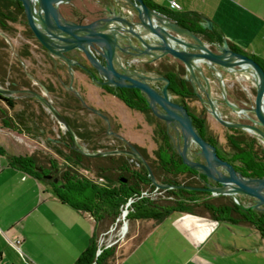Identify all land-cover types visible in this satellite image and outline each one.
Here are the masks:
<instances>
[{"label":"trees","instance_id":"obj_1","mask_svg":"<svg viewBox=\"0 0 264 264\" xmlns=\"http://www.w3.org/2000/svg\"><path fill=\"white\" fill-rule=\"evenodd\" d=\"M144 2L154 7L148 1L144 0ZM154 8L172 18L178 25L190 29L199 36L219 40L215 29L208 31L199 26L197 13L174 14L158 7ZM85 13L88 14L87 16H94L92 13ZM84 15L83 13L78 16V21L84 19ZM17 24L23 27L20 32L26 43L13 47L10 40L16 38L20 33L15 27ZM32 50L42 51L45 62L49 66L47 72L56 76L60 66L54 65L52 57L35 40L27 26L21 3L14 0H0V87L12 91L16 96L15 98L0 97V126L29 132L30 126L36 128L37 124L43 123L45 120L48 121L49 114L33 95V93H38L36 86L42 85L54 97L53 106L56 109L59 108L57 110L63 115L78 142L86 148L87 152L120 150L125 147V142L113 136L105 137L107 135L106 124L101 118L93 114L95 121L90 124L80 115V112L85 111L86 114L89 112L75 95L61 90L63 98L74 102V107L67 104L59 106L60 103L57 101L61 98L58 93L59 89H56L51 81L38 80L34 75L35 70L28 71L24 65V61L34 62ZM256 62L264 71V61ZM81 64L84 68L76 65L74 72L85 74L90 78L88 73L91 71L90 68ZM145 70L168 79L169 92L185 105L192 117L194 128L207 142L215 145V138L210 134H205L204 109L196 111V108L188 107L190 103L195 102L196 97L192 92L191 85L184 80L186 73L183 65L171 57H164L154 64L146 65ZM102 89L106 93L114 95L130 110L142 113L146 120L154 125L152 138L157 148L153 150L152 156L148 155L145 149L135 147L148 163L154 180L158 184L170 186V188H160L154 197L135 201L127 215L128 219L156 224L173 213H184L208 218L214 222H225L233 226L252 227L258 233L260 240L264 241V212L243 210L230 196H211L210 193L199 190L204 187L202 178L182 163L181 158L172 148L165 123L152 114L142 93L135 89H112L106 86H103ZM17 104L20 105V109L15 111L14 108ZM31 104H35L36 110H38L37 117ZM64 108L70 110L71 113L64 111ZM224 130V148L228 153L226 161L245 177H263L264 151L262 144L254 136L241 129L224 128ZM111 131L119 134L118 127L115 125H111ZM61 137L69 144L51 145L53 139H46L51 145L52 152L62 159L59 167L65 182L63 190L52 188V191L58 199L87 213L96 223L90 244L78 258L76 264H114L116 257L113 248L105 249L95 259L97 235L109 231L120 213V206L130 197L137 196L140 191L145 189L152 190L154 185L151 183L145 167L132 157L122 153L87 156L69 146L71 138L68 132L62 133ZM0 153L7 158L10 165L27 171L47 184L38 172L42 164L49 162L44 159V156L16 157L4 151H0ZM81 171L90 173L92 177H87ZM145 232L146 230L143 235Z\"/></svg>","mask_w":264,"mask_h":264},{"label":"water","instance_id":"obj_2","mask_svg":"<svg viewBox=\"0 0 264 264\" xmlns=\"http://www.w3.org/2000/svg\"><path fill=\"white\" fill-rule=\"evenodd\" d=\"M14 1L21 3L35 40L49 55L62 60L69 71L73 65L84 68L79 61L66 56L68 52H79L92 68L88 73L97 85L135 89L143 94L153 115L174 132L175 137L171 139L182 163L202 178L204 187L199 190L215 196H230L243 210L264 212V176L245 177L223 160L216 146L207 142L194 128L185 105L173 99L168 90V79L141 71L142 64H153L164 57L179 61L185 69L184 80L191 85L204 111L223 127L238 128L253 135L264 151V71L252 56L233 50L224 38L216 40L195 34L144 0ZM71 1L93 3L94 9H88V12L95 18L84 22L66 19L60 6ZM198 24L203 30H212V23L204 17H199ZM200 64L206 68V74ZM222 72L249 76L254 85V96L245 103L247 107H238L226 97ZM70 74L72 76L71 71ZM211 78L220 85L219 101L212 95ZM40 87L47 93L44 86ZM12 94V91L0 87V97L9 98ZM74 94L86 106L76 91ZM33 95L70 134L74 149L87 156L126 154L145 167L155 187L170 188L154 180L148 163L132 144L128 145V150L87 152L50 100L39 93ZM218 102L226 105L238 120L224 119L217 108ZM88 109L106 123L107 133L114 135L108 117L97 109ZM236 196L247 197L249 203H240Z\"/></svg>","mask_w":264,"mask_h":264},{"label":"crops","instance_id":"obj_3","mask_svg":"<svg viewBox=\"0 0 264 264\" xmlns=\"http://www.w3.org/2000/svg\"><path fill=\"white\" fill-rule=\"evenodd\" d=\"M146 1L174 14L197 13L212 23L219 40L224 38L231 48L252 56L255 61H264V0ZM172 2L177 5L175 9L170 8ZM76 12L78 16L82 13ZM200 65L206 74V68ZM221 78L230 102L241 107L252 99L254 85L249 76L222 72ZM211 85L212 95L219 101L220 85L213 78ZM173 99L179 101L174 95ZM99 100L104 107L96 108L107 113L109 120L117 121L124 140L153 150L140 133L141 125L129 127L133 121L131 111L121 101L108 93ZM188 107L196 111L203 109L197 98ZM217 108L223 118L236 117L221 102ZM204 118L205 134L215 138L219 155L228 157L223 126L206 112ZM236 197L240 203H249L245 196ZM146 223L149 227L143 237L116 258L114 264H264V241L252 227L233 226L184 213H173L156 224ZM95 229L96 223L90 215L58 199L42 181L10 165L0 153V264H76L89 246ZM256 238L261 242L259 245L255 243ZM16 240L20 241L19 249L13 245ZM255 252L259 254L258 262Z\"/></svg>","mask_w":264,"mask_h":264},{"label":"rangeland","instance_id":"obj_4","mask_svg":"<svg viewBox=\"0 0 264 264\" xmlns=\"http://www.w3.org/2000/svg\"><path fill=\"white\" fill-rule=\"evenodd\" d=\"M79 9L81 10H86V9H94V4L93 3H79L78 4ZM17 28L18 32H20L23 27L20 25H15ZM10 43L12 44L13 47H17L21 45V43H26V40L22 37L21 32L18 33L16 38L11 39ZM32 55L34 62L30 63L29 61H24V65L27 67V70L29 71L30 69L35 70L34 75L36 78L40 81H51L52 83L55 82L54 80V75L49 74L48 71V65L45 62V57L42 54V51H35L32 50ZM82 62H85L83 59ZM59 77L69 80L70 75L62 68L60 71H58ZM95 83L91 81L85 74L82 73H76L74 75L73 72V81H72V86L75 89V91L78 92L80 97L83 98L85 105L91 108H96V106H102L104 107L102 103H100L102 95L107 94L105 91L102 89H99L94 85ZM37 85V84H36ZM55 88L59 89L58 93L61 96L60 99H57L59 106L61 105H69L74 107V102L68 101L67 98H63V95H61V90L68 91L67 89H61V87L57 83H55ZM36 91L41 94L46 96L51 102H53L54 97H52L49 93H44L42 88L37 85L36 86ZM61 92V93H60ZM72 93V92H70ZM124 107H126L124 104H122ZM34 114L37 117L38 110H36L35 104H31ZM85 108V106H83ZM45 108V107H44ZM15 111L20 109V105H15ZM59 109V108H57ZM74 109V108H73ZM86 109V108H85ZM128 109V108H127ZM46 112L49 114L48 121L45 120L43 123L37 124L36 128L31 127L29 128V132L25 130H11V129H6L0 126V151H4L5 153L9 155H13L16 157H28L30 155H35V156H46L50 158L52 161L56 162L57 164L61 163L60 157H58L54 152L51 150V145L56 144L54 141H51V145L49 144V141L46 139H57L59 138L62 133L65 131L64 128L57 123V121L52 117L51 113L47 111L45 108ZM64 111H69L68 109H63ZM100 110V109H99ZM130 110V109H128ZM87 113L85 111L80 112V115H82L85 120L88 123H94L95 119L93 117V114L86 109ZM131 111V110H130ZM104 114L107 115L104 111H101ZM68 114V113H67ZM131 119L133 121H130L129 127H134V125H141V132L143 134V137L145 140H147L146 144L155 150L157 148V145L154 143L153 138H152V129H154V125L152 123H149L145 117L140 114L139 116L136 115L133 111L130 112ZM41 116V115H40ZM108 116V115H107ZM110 124L113 123V125L118 127L117 121H113L112 118H110ZM44 120V119H43ZM114 127V126H113ZM43 128V129H42ZM119 130V129H118ZM120 134V133H119ZM107 137V135L105 136ZM78 141V140H77ZM79 143V142H78ZM153 150H145L146 153L150 156H152ZM84 175L87 177H92L90 173L81 171ZM46 185V184H44ZM48 187V185H46ZM50 188V187H48ZM125 232L122 233V222L117 223L112 227L111 232H109L107 235L103 236L101 238L99 235L96 237V245L98 244L99 240L101 239L102 244H110L111 247L110 249L113 248L114 251V256L116 258L121 257L123 254H125L137 241L138 239L143 235L144 231L149 227V223L146 222H139V221H132L128 219V216L125 218ZM256 245H259L261 242H258L257 238L255 240ZM107 248V249H109ZM255 260L258 262V257L259 254L255 252Z\"/></svg>","mask_w":264,"mask_h":264},{"label":"flooded vegetation","instance_id":"obj_5","mask_svg":"<svg viewBox=\"0 0 264 264\" xmlns=\"http://www.w3.org/2000/svg\"><path fill=\"white\" fill-rule=\"evenodd\" d=\"M80 3H82V2H80ZM85 3H88V2H85ZM78 11H81L82 13H80V14H85L84 15V19H82L81 21H78V19H77V17H78V15H77V10ZM60 12H61V14L66 18V19H68V20H71V21H74V22H84V21H88V20H90V19H93V18H95V15L94 16H87L88 14H86L85 12H88V9H86V10H81V9H79V6L78 5H74V1H71L69 4H65V5H61L60 6ZM46 51V50H45ZM47 53V52H46ZM48 54V53H47ZM49 55V54H48ZM50 57H52V59L54 60V65H59L60 66V69L58 70V71H60L62 68L70 75V78H69V80H65V79H63V78H61V77H59L58 75L59 74H57L55 77H54V80H55V82L53 83V85L54 86H56L55 85V83H57V86L59 85L62 89H67L68 91H66V92H72L71 94L72 95H75L74 94V92H75V89L73 88V86H72V81H73V72H74V66H76V65H73V66H71L70 67V71L72 72V76H71V74H70V71H69V69H68V66L62 61V60H60V59H57V58H55V57H53V56H51V55H49ZM66 56L67 57H69V58H72V59H74V60H77V61H79L80 63H83L84 65H86L87 67H89L90 68V70L92 71V68L90 67V65L87 63V61L84 59V57L82 56V54L81 53H79V52H74V51H72V52H68V53H66ZM85 60V62H82V60ZM144 63V62H143ZM154 64V63H153ZM146 65H149V64H142V66H141V71H144V72H147L146 70H145V66ZM59 73V72H58ZM76 73H78V72H74V75L76 74ZM147 73H149V74H152V73H150V72H147ZM152 75H154V74H152ZM156 76V75H155ZM88 77V76H87ZM71 78H72V80H71ZM89 78V77H88ZM90 80H91V77L89 78ZM92 81V80H91ZM96 84V83H95ZM97 85V84H96ZM99 86V85H98ZM101 87V89H102V87L103 86H100ZM108 88H111V87H108ZM112 89H115V88H112ZM47 90V89H46ZM103 90V89H102ZM104 91V90H103ZM77 92V91H76ZM47 93H48V91H47ZM78 93V92H77ZM50 94V93H49ZM253 94V96H254V92L252 93ZM11 97L12 98H15L16 96H15V94H12L11 95ZM83 99V98H82ZM51 102V101H50ZM178 102H180V101H178ZM248 102V100L247 101H245L244 103H247ZM51 104H52V102H51ZM53 105V104H52ZM239 107V106H238ZM241 107H247V105L245 104V106L243 105V106H241ZM85 108L87 109V110H89L88 108H91V107H88V106H85ZM127 108V107H126ZM95 109V108H94ZM129 109V108H128ZM98 110V109H97ZM99 111H101V110H99ZM131 111H134V110H131ZM151 111V110H150ZM59 112V111H58ZM135 112H137V111H135ZM152 112V111H151ZM60 113V112H59ZM103 113V112H102ZM139 114H142V113H140V112H138ZM61 114V113H60ZM104 114V113H103ZM153 114V113H152ZM62 115V114H61ZM106 115V114H105ZM143 115V114H142ZM63 116V115H62ZM107 116V115H106ZM144 116V115H143ZM108 117V116H107ZM100 118V117H99ZM108 119H109V117H108ZM146 119V118H145ZM224 119H226V118H224ZM226 120H230V121H236V120H238V118L237 117H235L234 119H226ZM104 122V121H103ZM105 123V122H104ZM68 124V123H67ZM106 124V123H105ZM109 124H110V120H109ZM166 125V124H165ZM223 128H226V127H223ZM106 129H107V125H106ZM166 129H167V132H168V134H169V137H170V140H171V144H172V148L176 151V149H175V143L174 142H172V139H171V137L172 138H174L175 136H174V132L169 128H167V126H166ZM65 130V129H64ZM110 130H111V124H110ZM66 131V130H65ZM64 131V132H65ZM243 131V130H242ZM63 132V133H64ZM67 132V131H66ZM112 132V131H111ZM245 132V131H244ZM113 133V132H112ZM247 133V132H246ZM69 134V133H68ZM114 135H109L108 133H107V136L108 137H115V138H117V139H119V140H121V141H123V142H125L126 143V145H125V147H123L122 149H120V150H128V145L129 144H131V143H129V142H127L126 140H124L123 138H122V136L120 135V134H115V133H113ZM152 134H153V131H152ZM248 134V133H247ZM70 135V134H69ZM115 135H119L121 138H118V137H116ZM249 135H251V134H249ZM251 136H253V135H251ZM225 137V136H224ZM70 138H71V143H70V147L72 148V149H74V147H73V144H72V137L70 136ZM47 139H50V138H47ZM52 140V139H51ZM258 140V139H257ZM47 141V140H46ZM53 141L56 143V144H58V145H68L69 143L67 142V141H65L64 140V138L63 137H59V138H57V139H53ZM259 141V140H258ZM260 142V141H259ZM82 145V144H81ZM133 145V144H132ZM213 145V144H212ZM135 146V145H134ZM215 146H216V144H215ZM84 147V146H83ZM262 147H263V145H262ZM85 148V147H84ZM86 149V148H85ZM137 149V148H136ZM138 150V149H137ZM217 153H218V150H217ZM218 155H219V153H218ZM220 156V155H219ZM221 157V156H220ZM223 160H225L226 161V158L227 157H225V158H223V157H221ZM44 159H46V160H49V162H45L44 164H42L40 167H39V173H40V176H41V178H42V180L44 181V182H46L47 184L46 185H48V187H50V189L52 190V188H57V189H60V190H63L64 189V187H65V182H64V178H63V175H62V171H61V169H60V167H59V165L60 164H57V163H53L52 162V160L50 159V158H48V157H44ZM61 159V158H60ZM61 161H62V159H61ZM228 162V161H227ZM229 163V162H228ZM230 164V163H229ZM231 165V164H230ZM232 166V165H231ZM233 167V166H232ZM49 176V177H48ZM46 177H48V178H46ZM54 179H56V183H53V180ZM211 196H215V195H212V194H210Z\"/></svg>","mask_w":264,"mask_h":264},{"label":"built area","instance_id":"obj_6","mask_svg":"<svg viewBox=\"0 0 264 264\" xmlns=\"http://www.w3.org/2000/svg\"><path fill=\"white\" fill-rule=\"evenodd\" d=\"M176 7H177V5L175 3H173V2L170 3V8L171 9H175ZM159 189L160 188L154 186V188L152 190L145 189V190L140 191V193L137 196L130 197L123 205L120 206V213H119L118 217L116 218L114 225H116L117 223H120V221H121L122 225H123L122 228L125 227V223H126L125 222V218H126V216L128 215V213H129V211L131 209V205L135 201H137L139 199L151 198V197L156 196L158 194V190ZM114 225L112 227H114ZM112 227L109 229V231H107L106 233H102L99 236L101 238H103V236H105L109 232H111ZM115 242H113V243H115ZM19 243H20L19 240H16V241L13 242V245H14V247L16 249H19L18 248ZM113 243H110V244L106 243V244L103 245L102 242H101V239H100L98 244L96 245V250H95V255H94L95 259L98 258L103 253V251L105 249L111 247V245Z\"/></svg>","mask_w":264,"mask_h":264},{"label":"bare ground","instance_id":"obj_7","mask_svg":"<svg viewBox=\"0 0 264 264\" xmlns=\"http://www.w3.org/2000/svg\"><path fill=\"white\" fill-rule=\"evenodd\" d=\"M124 232H125V227L122 228V233H124Z\"/></svg>","mask_w":264,"mask_h":264}]
</instances>
